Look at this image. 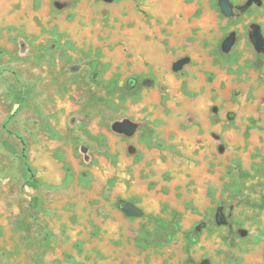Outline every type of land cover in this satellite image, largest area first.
I'll return each mask as SVG.
<instances>
[{
    "label": "rangeland",
    "instance_id": "rangeland-1",
    "mask_svg": "<svg viewBox=\"0 0 264 264\" xmlns=\"http://www.w3.org/2000/svg\"><path fill=\"white\" fill-rule=\"evenodd\" d=\"M0 1V264H264V0Z\"/></svg>",
    "mask_w": 264,
    "mask_h": 264
},
{
    "label": "water",
    "instance_id": "water-1",
    "mask_svg": "<svg viewBox=\"0 0 264 264\" xmlns=\"http://www.w3.org/2000/svg\"><path fill=\"white\" fill-rule=\"evenodd\" d=\"M221 6L224 8L225 12L228 13V3L226 2V0H221ZM253 36H254V40H255V47L257 50H263L264 48V40L263 37L258 29V27L254 28L253 31ZM181 63V61L179 63H177L176 66H179ZM122 210L125 212L126 215L128 216H134V217H138L142 215V210L137 207L136 205L126 202L122 205Z\"/></svg>",
    "mask_w": 264,
    "mask_h": 264
},
{
    "label": "trees",
    "instance_id": "trees-1",
    "mask_svg": "<svg viewBox=\"0 0 264 264\" xmlns=\"http://www.w3.org/2000/svg\"><path fill=\"white\" fill-rule=\"evenodd\" d=\"M23 163L28 170H31V166L27 161V158L24 156ZM156 224L161 227V230L165 233L166 240H170V238L177 232L178 223L177 220L174 219L172 221H165L162 219L156 220Z\"/></svg>",
    "mask_w": 264,
    "mask_h": 264
},
{
    "label": "flooded vegetation",
    "instance_id": "flooded-vegetation-1",
    "mask_svg": "<svg viewBox=\"0 0 264 264\" xmlns=\"http://www.w3.org/2000/svg\"><path fill=\"white\" fill-rule=\"evenodd\" d=\"M95 74L96 73L94 72L93 76H95ZM124 82H125V85H127L130 88L129 93L134 92L139 87L138 86V81H137V79L135 77L129 76V77H127L125 79Z\"/></svg>",
    "mask_w": 264,
    "mask_h": 264
},
{
    "label": "crops",
    "instance_id": "crops-1",
    "mask_svg": "<svg viewBox=\"0 0 264 264\" xmlns=\"http://www.w3.org/2000/svg\"><path fill=\"white\" fill-rule=\"evenodd\" d=\"M0 4H4V2L0 1ZM173 12H172V9L169 11V15H171ZM180 14V13H179ZM179 16V15H178Z\"/></svg>",
    "mask_w": 264,
    "mask_h": 264
}]
</instances>
